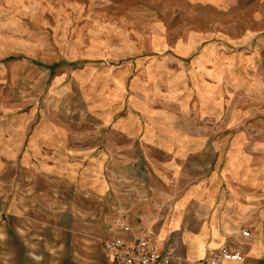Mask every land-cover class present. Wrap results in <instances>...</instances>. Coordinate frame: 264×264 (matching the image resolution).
Returning a JSON list of instances; mask_svg holds the SVG:
<instances>
[{"label": "crops", "instance_id": "1", "mask_svg": "<svg viewBox=\"0 0 264 264\" xmlns=\"http://www.w3.org/2000/svg\"><path fill=\"white\" fill-rule=\"evenodd\" d=\"M9 1L0 264H110L117 217L172 264L212 249L264 264V0H174L169 16L154 0L158 25L151 0L77 1L57 47L25 38Z\"/></svg>", "mask_w": 264, "mask_h": 264}, {"label": "rangeland", "instance_id": "2", "mask_svg": "<svg viewBox=\"0 0 264 264\" xmlns=\"http://www.w3.org/2000/svg\"><path fill=\"white\" fill-rule=\"evenodd\" d=\"M77 1L88 3V5L79 6L80 8L84 7L87 9V11L84 12L92 13L95 12V8L101 9L102 7L104 12L106 11L107 13H110L111 8L115 10L119 9L116 2H125L126 0H10L7 5V13L11 16L17 14L22 17L23 34L25 38L30 40V42L32 40L38 42L49 40V43H51L53 47H57L62 44L63 38L61 35L63 29L68 28V26H64L69 23V19H71L75 12H77L73 9L77 7V5L70 6L69 3L73 4V2ZM151 1L154 3L151 5L150 14L155 19L152 23L158 25V10L159 8H162V4L159 5L158 1ZM166 1L169 16V12L173 11L175 4L174 0ZM95 2L99 4L96 5ZM101 3H103V5H101ZM120 6L124 8L127 7L126 4H120ZM79 12L83 13V11ZM76 16H78L77 13L75 17ZM12 19L13 18L11 17L8 21H11ZM170 19L171 18H169L167 22L168 27H174V21Z\"/></svg>", "mask_w": 264, "mask_h": 264}, {"label": "built area", "instance_id": "3", "mask_svg": "<svg viewBox=\"0 0 264 264\" xmlns=\"http://www.w3.org/2000/svg\"><path fill=\"white\" fill-rule=\"evenodd\" d=\"M108 229L112 238L105 241L103 250L110 264H172L173 253L159 250L152 231L139 230L131 242L125 235L131 233L132 228L122 217H117ZM242 235L249 236L250 232L243 230ZM243 260L239 251L212 249L204 258L187 260V264H225Z\"/></svg>", "mask_w": 264, "mask_h": 264}]
</instances>
